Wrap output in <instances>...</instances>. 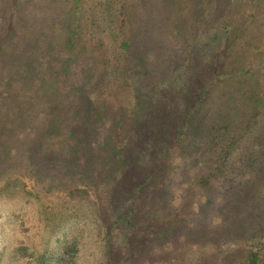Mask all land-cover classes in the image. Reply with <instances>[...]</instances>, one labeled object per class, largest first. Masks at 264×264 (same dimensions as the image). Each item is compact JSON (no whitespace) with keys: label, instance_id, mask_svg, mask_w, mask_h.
Returning <instances> with one entry per match:
<instances>
[{"label":"trees","instance_id":"obj_1","mask_svg":"<svg viewBox=\"0 0 264 264\" xmlns=\"http://www.w3.org/2000/svg\"><path fill=\"white\" fill-rule=\"evenodd\" d=\"M34 1L23 26L0 0L21 89L10 106L0 87V118L39 115L0 155L97 189L102 264H264V0ZM19 189L6 173L0 203ZM54 223L28 264H67L75 235Z\"/></svg>","mask_w":264,"mask_h":264},{"label":"rangeland","instance_id":"obj_2","mask_svg":"<svg viewBox=\"0 0 264 264\" xmlns=\"http://www.w3.org/2000/svg\"><path fill=\"white\" fill-rule=\"evenodd\" d=\"M19 9L16 11L8 9V5L3 4L2 9L7 14V18L11 17L17 19L23 26L26 25L31 18L29 12H33L37 7V2L34 0H19ZM45 4L44 9L49 10V6L53 3L52 0H39ZM48 4V5H47ZM36 11V10H34ZM46 28V27H42ZM10 26L7 25L4 31H8L4 35H0V44H4L6 38H11L14 44L13 36H19V29L14 27L12 32H9ZM257 31V28H256ZM3 34V33H2ZM4 46H7L6 43ZM15 48L10 49L7 54H4L0 50V87L2 90H8V103L10 106L19 100L20 89L19 81L16 79V74H13V66L17 63V55ZM18 78V77H17ZM19 79V78H18ZM21 90V89H20ZM1 94V92H0ZM38 116L26 114L22 121L15 122V125L10 126L9 120L6 114H3L0 118V141H8V137L12 139L17 137V131L20 128H25L35 123ZM38 126V124H36ZM2 130V131H1ZM10 140V139H9ZM26 141V140H25ZM3 144V143H2ZM15 145H18L16 143ZM0 155V163L5 166V169L0 170L3 172L0 176V184L3 181V177L6 173L18 177L20 187L22 189L9 193V198L5 200H11V202L0 203V228H4L6 219L12 218L15 220L13 223L12 236L15 238L14 247L5 249L0 256V264H28L31 255V246L39 244L45 241V234L50 225H54L57 221H62L66 225H71L73 235H75L76 247L70 248L67 252L64 250V257H66L67 264H102L101 260V245L102 237L98 230H103L101 224L106 217V210L104 207V199L100 196L97 189H92L90 185L83 181H78L79 177L75 181L67 184V179L59 178L64 177L63 170L58 169L53 163H43L45 169L39 174L43 177L40 180H49L48 175L53 178H57V184L42 186L37 181L35 172L28 173L22 168L23 163L20 159L11 157L8 160ZM41 165V164H40ZM40 167V166H39ZM41 165V169H42ZM47 169V170H46ZM127 179L125 182L129 184V179L132 175H136L133 171H128ZM95 187V186H94ZM30 192V193H29ZM36 195H33V193ZM0 197L2 195L0 194ZM3 198V197H2ZM0 198V201L2 200ZM13 201H16L14 204ZM13 211L12 216L8 217V212ZM42 214V216H41ZM46 220V225L44 224ZM57 235L56 232L52 233L49 237L48 245H53V239ZM8 239L2 238L1 243H8ZM37 247V248H39ZM0 245V250H1Z\"/></svg>","mask_w":264,"mask_h":264}]
</instances>
